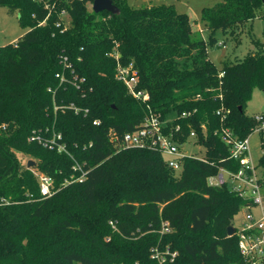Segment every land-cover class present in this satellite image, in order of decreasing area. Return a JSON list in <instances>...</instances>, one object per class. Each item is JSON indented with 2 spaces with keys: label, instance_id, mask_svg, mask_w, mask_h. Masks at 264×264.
Masks as SVG:
<instances>
[{
  "label": "trees",
  "instance_id": "obj_1",
  "mask_svg": "<svg viewBox=\"0 0 264 264\" xmlns=\"http://www.w3.org/2000/svg\"><path fill=\"white\" fill-rule=\"evenodd\" d=\"M92 2L0 0L28 28L0 46V264H160L156 247L177 252L164 264H247L234 219L253 201L207 180L240 168L222 127L242 139L261 124L246 105L264 90V43L252 38L254 51L220 67L209 48L217 30L234 35L258 16L263 0L205 7L198 31L173 5L112 0L120 10L112 14ZM116 52L136 70L147 104L116 77ZM151 112L180 126L181 144L194 131L205 160L185 157L175 171L156 148L119 146ZM33 131L61 133L68 153L30 141ZM76 161L88 169L82 181ZM39 173L53 178L51 196L41 194Z\"/></svg>",
  "mask_w": 264,
  "mask_h": 264
},
{
  "label": "built area",
  "instance_id": "obj_2",
  "mask_svg": "<svg viewBox=\"0 0 264 264\" xmlns=\"http://www.w3.org/2000/svg\"><path fill=\"white\" fill-rule=\"evenodd\" d=\"M113 55L117 60L116 77L118 80L124 83L133 97L147 104L150 100V94L138 89V75L132 64L124 66L119 61V53L116 52ZM57 77L63 80L62 75L57 74ZM71 107L76 112L79 111V108L75 105ZM221 112L219 110L217 113L220 114ZM254 117L261 124L254 128L253 132L264 131V113L256 114ZM223 118H225V114L222 116ZM100 123L99 119L94 121V124ZM3 127L5 128V126ZM179 132H181L179 125L171 127L168 121L163 120L160 115L151 112L144 117L137 129L125 132L121 142L118 144L121 147L156 148L166 157L167 164L175 171H179L181 169V161L185 157H197L205 160L203 155L187 150L189 144L197 143L196 133L192 131L188 140L181 144L176 139ZM219 133L222 141L229 146L230 158L238 160L240 168L237 171L220 168L217 174L208 177V184L211 186L227 185L230 190L236 192L240 197L251 199L253 201L252 207L257 206L258 216L252 211L251 206L246 207L249 211L245 214V222L241 228L236 227V233L239 238V250L245 262L247 264H264V195L262 193L264 176L260 177L257 174L256 166L250 155V135L241 139L226 127H222ZM110 134L111 140L117 138L114 130H111ZM61 139V133H54L49 137L37 131H33L29 137L30 141H37L60 153H68L67 146ZM73 168L76 171H80V174L75 176V181H82L86 177L88 169H85L77 161ZM38 181L40 192L43 196H51L54 193L53 178L51 176L39 173ZM111 225L115 227L112 222ZM169 231V222H163L161 232ZM152 251V257L156 258L160 264H164L168 260L172 262L177 255L176 251H171L169 248L165 250V254H162L157 247ZM165 255L168 256V259H166Z\"/></svg>",
  "mask_w": 264,
  "mask_h": 264
},
{
  "label": "rangeland",
  "instance_id": "obj_3",
  "mask_svg": "<svg viewBox=\"0 0 264 264\" xmlns=\"http://www.w3.org/2000/svg\"><path fill=\"white\" fill-rule=\"evenodd\" d=\"M128 3L134 8H141L153 5H173L177 11L187 13L192 21L195 31L204 28L201 22V12L205 7L215 6L222 0H127ZM92 8V3L88 4ZM28 30V28L21 24L19 14L17 11H9L5 6L0 5V46L13 42L14 37H21ZM201 35L205 40L208 39V32L203 30ZM216 45L209 48V58L219 67L224 60H234L241 58L247 53L256 49L252 43V38H257L264 43V5L260 8L258 16L250 21L245 27L237 31L234 35L229 32H223L221 29L215 33ZM247 114L254 116L256 114L264 113V90H254L252 97L246 105ZM250 155L253 163L256 166L257 174L260 177L264 176V168L259 165V160L263 154L262 148V133L254 131L250 135ZM187 150L199 155H204L205 149L198 143H191ZM35 159L26 156V160ZM35 164V163H34ZM34 164H31L32 167ZM28 167V165H27ZM264 195V189L262 191ZM248 208L244 207L236 215L234 219L235 227L241 228L245 222V214ZM252 211L258 216L257 206L252 207ZM159 251L165 254V250ZM168 259V256H166Z\"/></svg>",
  "mask_w": 264,
  "mask_h": 264
},
{
  "label": "water",
  "instance_id": "obj_4",
  "mask_svg": "<svg viewBox=\"0 0 264 264\" xmlns=\"http://www.w3.org/2000/svg\"><path fill=\"white\" fill-rule=\"evenodd\" d=\"M264 2V0H263ZM92 10L96 13L102 12V11H108L112 14H119L120 10L119 8L112 2V0H93L92 2ZM35 162L33 160L28 161V167L31 166V164H34ZM229 235H232L235 233V227L230 226L228 228Z\"/></svg>",
  "mask_w": 264,
  "mask_h": 264
},
{
  "label": "crops",
  "instance_id": "obj_5",
  "mask_svg": "<svg viewBox=\"0 0 264 264\" xmlns=\"http://www.w3.org/2000/svg\"><path fill=\"white\" fill-rule=\"evenodd\" d=\"M17 39H18L17 37H14V41L13 42H15Z\"/></svg>",
  "mask_w": 264,
  "mask_h": 264
}]
</instances>
